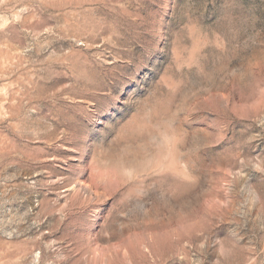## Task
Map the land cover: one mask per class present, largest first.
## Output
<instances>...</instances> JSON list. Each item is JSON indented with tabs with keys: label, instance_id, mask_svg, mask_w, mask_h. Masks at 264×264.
<instances>
[{
	"label": "rangeland",
	"instance_id": "1",
	"mask_svg": "<svg viewBox=\"0 0 264 264\" xmlns=\"http://www.w3.org/2000/svg\"><path fill=\"white\" fill-rule=\"evenodd\" d=\"M0 264H264V0H0Z\"/></svg>",
	"mask_w": 264,
	"mask_h": 264
}]
</instances>
